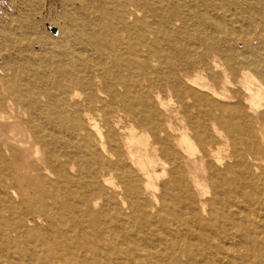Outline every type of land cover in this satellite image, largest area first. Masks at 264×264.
<instances>
[{"label":"bare ground","instance_id":"bare-ground-1","mask_svg":"<svg viewBox=\"0 0 264 264\" xmlns=\"http://www.w3.org/2000/svg\"><path fill=\"white\" fill-rule=\"evenodd\" d=\"M86 1L46 76L0 66V264H264L262 42L213 0Z\"/></svg>","mask_w":264,"mask_h":264},{"label":"rangeland","instance_id":"rangeland-1","mask_svg":"<svg viewBox=\"0 0 264 264\" xmlns=\"http://www.w3.org/2000/svg\"><path fill=\"white\" fill-rule=\"evenodd\" d=\"M213 1L221 6V11H223L222 13L226 16L227 20H233V26L236 27L234 29L238 32L236 34L247 36L250 32H254L253 37H256L260 42H262V46L259 45V47L264 50V5L261 6V3L264 4V0ZM85 3L87 5L89 4L86 0H0V27H11L15 37V40L11 42L9 40L2 39L0 36V55L7 54L8 56L9 54L6 53L7 50L14 54V45H16L17 49L21 52L17 58H14L13 60L9 59L6 63L4 60L2 61V58H0V66L5 70L7 69L9 72H12V70L14 72H16V70L22 71L30 66V69H33V71L27 72V74L31 77L37 78V76H46L44 74H47L48 70H43L42 61L39 60L37 62H33L27 60L29 57L32 58V54L28 52L30 43H33L35 46L34 53L40 55L42 53V43H54L59 45L65 40V38L72 39L73 36L71 33H73L74 29L81 20V18H79L81 14L79 15V13L84 12L83 6ZM258 3H260V8H262V10L255 9L253 6L252 10L245 7L249 6V4ZM73 18L76 19L73 21ZM251 20L255 21L253 23V28L248 26L250 25ZM52 26L56 27L59 34L60 31H62L63 35H55L51 31ZM21 34L26 35L25 40H22L24 37L21 36L22 38L19 39L21 42L18 43L17 40ZM237 39L238 36L231 39L233 40V47L231 48L237 51V55L247 54L248 49H246L244 42L237 41ZM240 43L242 44L240 45ZM256 44H259L258 41L255 43V46H257ZM11 47L13 50H10L12 49ZM227 47L229 46L227 45L226 48ZM43 229L46 232H50L48 227H43Z\"/></svg>","mask_w":264,"mask_h":264},{"label":"water","instance_id":"water-1","mask_svg":"<svg viewBox=\"0 0 264 264\" xmlns=\"http://www.w3.org/2000/svg\"><path fill=\"white\" fill-rule=\"evenodd\" d=\"M56 30H57L56 27H54V26L51 27L52 32H55Z\"/></svg>","mask_w":264,"mask_h":264}]
</instances>
